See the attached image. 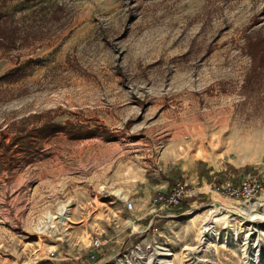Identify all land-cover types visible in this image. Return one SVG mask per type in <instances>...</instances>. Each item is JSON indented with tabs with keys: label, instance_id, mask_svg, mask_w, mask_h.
<instances>
[{
	"label": "rangeland",
	"instance_id": "rangeland-1",
	"mask_svg": "<svg viewBox=\"0 0 264 264\" xmlns=\"http://www.w3.org/2000/svg\"><path fill=\"white\" fill-rule=\"evenodd\" d=\"M0 12L17 34L0 48V264H161L164 251L170 264H264V0ZM246 177L262 186L250 202L213 190ZM175 182L195 200L146 215ZM109 185L131 211L94 209Z\"/></svg>",
	"mask_w": 264,
	"mask_h": 264
},
{
	"label": "built area",
	"instance_id": "built-area-1",
	"mask_svg": "<svg viewBox=\"0 0 264 264\" xmlns=\"http://www.w3.org/2000/svg\"><path fill=\"white\" fill-rule=\"evenodd\" d=\"M214 192L222 197H228L243 203L253 200L261 191L262 186L253 178H244L237 187H232L228 184L219 188H214ZM199 192H197L190 184L185 182H175L171 185L167 192L157 194L149 201L147 215H152V218L162 219L170 216L171 211H178L182 205L195 200ZM133 205L129 201L124 202V209L131 211ZM168 213H164V212ZM164 213V216L162 215ZM102 242L95 239L91 242V255L89 259H94V254L100 251Z\"/></svg>",
	"mask_w": 264,
	"mask_h": 264
},
{
	"label": "crops",
	"instance_id": "crops-1",
	"mask_svg": "<svg viewBox=\"0 0 264 264\" xmlns=\"http://www.w3.org/2000/svg\"><path fill=\"white\" fill-rule=\"evenodd\" d=\"M120 193H118L114 188L111 187V185L106 186L104 191H100L99 200L100 202L95 206L94 209L98 211H110L114 208V204L117 201H123L124 198L119 196ZM126 201V200H124ZM123 201V202H124ZM148 204L149 199L147 201V208H146V215L148 211Z\"/></svg>",
	"mask_w": 264,
	"mask_h": 264
},
{
	"label": "trees",
	"instance_id": "trees-1",
	"mask_svg": "<svg viewBox=\"0 0 264 264\" xmlns=\"http://www.w3.org/2000/svg\"><path fill=\"white\" fill-rule=\"evenodd\" d=\"M4 5V4H3ZM13 15L9 13H1L0 12V48H7L9 44H11L17 37L16 28L10 26L11 24H7L10 21ZM252 49H254L252 47ZM251 56L255 55L254 52H250Z\"/></svg>",
	"mask_w": 264,
	"mask_h": 264
},
{
	"label": "bare ground",
	"instance_id": "bare-ground-1",
	"mask_svg": "<svg viewBox=\"0 0 264 264\" xmlns=\"http://www.w3.org/2000/svg\"><path fill=\"white\" fill-rule=\"evenodd\" d=\"M262 206H264V204L262 205ZM67 214H68V210L66 209V208H61L60 209V213H59V215L60 216H67ZM66 221H67V219H66ZM160 255L163 257V260L161 261V264H170V262H169V260H168V257L170 256L167 252H161L160 253Z\"/></svg>",
	"mask_w": 264,
	"mask_h": 264
}]
</instances>
